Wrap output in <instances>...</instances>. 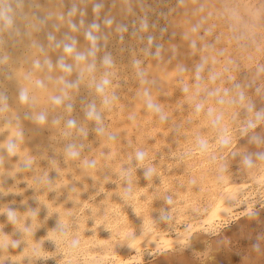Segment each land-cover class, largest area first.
Segmentation results:
<instances>
[{"label":"rangeland","instance_id":"1","mask_svg":"<svg viewBox=\"0 0 264 264\" xmlns=\"http://www.w3.org/2000/svg\"><path fill=\"white\" fill-rule=\"evenodd\" d=\"M202 1L204 2V6L202 11H199V4L197 0H156V2L155 0H90L91 5H99V11L95 12V10L93 9L86 15V17L90 16V19L94 20V22L96 21L100 25V27H105V31L96 30L98 34H93L91 36V41L93 40L94 42L99 33L101 34L102 32H105L104 34H106V32L110 30L109 25L114 26L116 30L115 34L111 33L112 36L110 35L108 38L110 43H108L109 41H107V43L105 44L102 43V46H100L101 48H96V50L100 49L101 52L103 48H106L108 57L107 63H105V65H108V70L104 73H100V71H103L104 67H106L101 66L98 68V71H96V65L98 66L99 64L97 62L98 60L92 61L91 59V62H94L91 70H95L93 72H97V75H100H98L97 77L95 73H92L89 80L96 78V81L93 79L94 82L93 80L92 82L88 81V79H84L83 81L79 80L80 83L77 82L78 86L81 85V82L82 84L86 83L85 85H88L81 86L82 88L83 86L85 88H83L84 91L81 92L83 97H81L82 95L80 94L78 96L80 98H77V94H79L80 92L77 91V93L75 91L76 95L74 94V96L77 99L72 100V98H70L72 102L74 101L73 103H70L69 96H65V101L67 102L68 100V102L66 106L67 108L65 106L64 107L68 109V111L70 110L68 115H70L71 113L74 114H71V117L69 116L70 118L67 114V117H65V114H60L58 116V123L60 125L57 124V128L59 129L58 135L65 133V135L67 136V133L69 134V132L71 134L68 135L69 137H65L67 138L66 141L64 140L60 145L66 142L65 144L67 146H69V144L71 146V144H73V142H71V137H75L77 135L86 136L87 140L89 141H87L83 136L81 137V140L83 141H80L79 136V142H75L74 145L70 147L71 150H68V153L76 154L78 152L76 154L78 155V157H81V155H85L84 158L86 159V162L84 163V165H81L82 161L80 160V158L79 160H77V156L72 155L74 162L76 160L75 168L73 169V171H69L68 176H66L64 172L66 171L68 166L65 167V165L68 163L64 164L65 161H62V157L63 159H65L63 155H60L61 160L59 156H56V152H54L53 154L54 159L51 155H35L33 157H35V159L38 157L36 160H38L39 162L40 159L39 163H42L41 161L47 157L45 161L48 159L46 162L50 163L45 164H47V168L49 165L48 169H50L51 172L50 170L44 168V170H48L45 176L42 173L35 176L34 174L30 173L32 171H29L30 164H26L25 166L27 167L25 169V177L27 179H25L24 177V179L22 180L24 182H21V184L18 183L21 185H18L20 189L18 188L15 193L12 192L10 194H7L3 190H0V195L3 192V196H0L1 202H5L4 204L0 203V205H3V210L1 208L2 206L0 207V223H3L0 224V229H2L3 227L2 230L5 231L3 232L7 233L6 235L9 238L12 237V239L10 238L11 240L9 239L8 241H2V239L0 238V244L4 245L3 243H5L6 245H9L12 242L13 244H11L10 247L14 245L13 247L17 248L18 246L17 249L20 252L19 254H14L15 256L13 255V257L12 255H8L10 254V251H8V254L6 255H0L1 264L2 262L3 264H26L25 262L29 264L32 260L31 257L35 256V251L38 249L33 243H30V238L28 239V237L26 236L27 234H29L30 230H28L27 227L31 228V230L33 229L32 231L34 233L35 225H33V227L31 225L36 224L37 219L40 218H35L37 217L36 214L40 215V213L45 212L46 209H48L46 212H53L54 210L57 211L56 208L59 206L61 208L64 203L65 204L62 208H66L67 211H69L67 214L68 219L72 216H74V219L75 216H80L81 218H83V222H86L85 224L88 223V225H90L86 226L83 222L80 224H76L75 227H77H74L75 231L73 230V228L72 230L74 232L70 230V232L72 231L71 234H74V236L70 234L72 238L66 237L64 235L66 240L71 242L73 246L83 245L85 247V249L83 248V250L77 249L76 253H79L80 251V253H87L86 251L90 250L88 253H92L94 251L93 253H100L103 255L106 253L107 255L105 256L112 257L114 255L117 256V253L125 254L128 252V256L131 259L128 261H123L122 264H124V262L126 264H257L258 262L260 264H264V205L262 206L264 198L261 204L258 203L256 204V206H254L255 209L252 212L253 214L247 213L234 220H224L214 217L212 218L214 219V223L212 224L213 227L210 226V222H203V227H207V231L205 230V235L203 232V228L199 229V231L195 233L198 235L200 234L201 237H207L204 243L205 246L203 252H197L194 250L195 248L192 247V239L190 238V240L179 239L178 242L169 246L168 248H163V251H160L161 249L159 250V248L143 247V252L147 253V255L144 256H148V258L144 259L143 262L139 261L138 258L132 259L133 256L140 255L137 254L135 250H133V248H131L130 246H128L130 247L129 249H127L128 247L126 248L125 246V248L123 249L124 251L115 250V248L117 247L121 248L123 246L122 244L126 240H128L130 236L132 237L134 235L133 233H135L136 236L139 235V233L135 231L146 229V225L149 224V222H152L151 224L156 223V226L160 224V228L162 227V224H165L163 228H161H165L167 230L165 233H163L165 238L172 239V237H176V233H178V231H180L182 228L188 226L189 223L198 224V222H201L204 218L210 216V206H212L213 202L219 195H221L222 193H226L225 187L228 186L229 181H239L241 183L248 182V185L251 187V184L255 183L256 177L259 178L262 175V168L264 166V0H253L254 2L250 0L251 3L254 4V11L256 9H261L258 10V14H256V17H253L249 14L248 16L246 11L242 10V0ZM129 2H131L132 4L130 5ZM68 5L69 2H67L65 6L67 7ZM172 6L175 7L172 8ZM224 7H226V9L222 10V8ZM103 8L105 10H103ZM160 24L163 26H161ZM227 27L229 29H227ZM118 44L122 46V54L116 53ZM95 47L96 46H94L93 49ZM188 50L190 52H188ZM185 51H187L188 53H186ZM116 54L118 56L120 54V56L118 57ZM112 69L114 71H112ZM117 78H119L121 82ZM105 79L107 84L105 83ZM170 79L171 82H168L170 81ZM86 81H88V83ZM97 81H99L100 84H98ZM131 81L132 83H130ZM116 82L119 84V86ZM119 82L121 83V85ZM75 87H77L76 84ZM87 87L90 89V91ZM138 87H141V89L138 90ZM90 92H92L93 94H91ZM101 94H104L103 97L101 96ZM87 95L89 97H87ZM93 97L95 100L92 99ZM81 98L86 101L80 100ZM144 98H147V101ZM143 99L146 103L143 102ZM133 100L134 102H138L140 106L138 103H136L138 104L137 106L133 102ZM81 102H85V105H87V107L90 106V104L95 103L93 105L94 108L91 107V105L87 108L88 110L85 109L84 113L82 112L80 114V111H78V109L80 108V106L82 109L83 104ZM149 105L153 106L149 107ZM68 106L71 109L68 108ZM135 106L140 108L138 109L141 110V115L140 111L136 109L137 107L135 108ZM130 107H132L133 110ZM135 110L137 111V113ZM75 111L78 112V114ZM75 114H77V117L75 116ZM78 115L84 116L83 118L85 120H83L82 117V119H79ZM87 115L89 116L87 117ZM130 115L133 117H131ZM63 117L66 119H63ZM75 117L77 121L76 119H74ZM71 119H74V121H72ZM81 120L87 122V124L86 122H84V127L86 128L82 126L83 122H81ZM65 122H67L68 126ZM74 122L75 125H73ZM95 122L97 123V125L93 126L94 124H96ZM78 124L79 127L81 126L80 129L84 128L86 131V129L88 128V131L85 132L83 129L82 131H80L82 132L81 134L78 131L80 129H78V127L76 128ZM98 126L100 129L97 130ZM95 127L97 131L94 130ZM67 128L68 130H72L66 132L68 131ZM76 129L78 133L76 132ZM71 132L74 133V136H72L73 134ZM42 133L44 138L42 137L43 139H41L44 140L45 144H49L50 140H47L46 138L49 136L50 130H47V128H45V131L43 129ZM103 134L106 136L104 137ZM93 139L95 141L93 143H90L93 141ZM80 142L82 143V145ZM51 143H53V140H51ZM49 146L51 147L52 145L49 144L47 149L43 148L44 151L48 150ZM107 149H110V153L105 151ZM138 152L144 153V160H140L138 158ZM100 153L102 154V156ZM109 155L114 156V160L113 157ZM115 155L117 157H115ZM101 157H103V161L102 159H99ZM55 158L56 160L59 159L60 161H55ZM97 158L99 161L97 160ZM116 159L118 160L116 161ZM112 161L115 162L116 165H114ZM98 162L106 163L101 164ZM99 164H101V166H98ZM50 166L53 169L50 168ZM76 166H79V169ZM94 166L95 168H93ZM106 166H109V169ZM60 167H62L61 171ZM63 167H65L66 169L63 170ZM100 169H103L106 173ZM149 169H151L150 174ZM82 170L85 171L83 172ZM73 172H76L78 174ZM80 172L83 173L82 176H80ZM118 172L120 173V175ZM71 174H73V176ZM97 174L98 176H100H96ZM116 174L119 176H115ZM41 175L43 178L41 179V177H39L40 185L37 186L34 183L36 182V184H39L37 183L39 181L38 176ZM75 175H77V177ZM53 176L55 177L53 178ZM29 177H36L37 181L35 180L36 178H31L29 180ZM66 182L67 184H69L67 185ZM117 182H119V188L116 185ZM71 185L73 187H71ZM74 185L77 187L74 188ZM22 197V201L18 199ZM24 197H26V200ZM15 200H18L19 202L17 201L16 203ZM51 201L53 202L51 203ZM26 202L28 204L24 205ZM50 204H52V207L50 206ZM85 204H87V208H85V212L87 211L86 214L82 209L83 207L80 208ZM25 208L26 211H24ZM242 209H244L243 206L238 208L236 211L240 212L242 211ZM11 212H15V214H12ZM18 212L22 216H27H23L25 217V221H23L24 219L21 215H18ZM33 212L34 215H30V213ZM9 213L12 214L13 219H11L12 217L9 216ZM7 215L10 218H8ZM16 216L18 217V219H16ZM28 216L30 218H32L33 216L34 218H32L31 220ZM67 217L65 216V218ZM115 217L117 219H115ZM7 218L10 221H8ZM14 218L16 219V221H14ZM20 219L22 220V223L17 222L18 220L20 221ZM189 219H191V222L189 221ZM11 220L12 223L13 221L15 222L12 224L13 226L11 224H8V222L11 223ZM29 221H31L32 223H29ZM90 221L91 223H89ZM25 223L26 226L24 225ZM7 224L11 225L14 229L9 226L11 227L9 228V231L8 228H6L8 227ZM15 224L18 229L22 230V232H18L19 230L16 226H14ZM27 224L31 225L27 226ZM71 224L68 225L71 226ZM20 226H22L23 228ZM52 228L54 229L55 227ZM12 231H15L17 233ZM1 232L2 231L0 230V233ZM11 232L13 234H10ZM47 232H49L48 229L46 231H43V234L40 232V236L41 238L43 237V240ZM84 232L87 233L86 236ZM18 233H20L18 236L14 235ZM122 234L124 236H122ZM17 237L23 238L21 240V238ZM97 237L102 238L100 240L103 241L100 243V240L98 239V241ZM26 238L28 240H26ZM55 238L56 237H54V239ZM86 239L90 241V244L94 245H90L89 241L87 242ZM95 239L96 241H98L96 245L94 243ZM19 240L24 241L20 242ZM117 240L119 242L121 241V244ZM9 241L11 242L6 243ZM15 241L17 243L20 242V244L16 246ZM26 241L29 242V244L26 243ZM55 241L60 244V239L58 237ZM83 241L85 244H82ZM116 242L120 244H118L119 246H122H117ZM22 243L23 245H21ZM87 243L90 246L87 245ZM109 243L111 244V246H109ZM97 244L100 248H97ZM259 244L263 248L259 246ZM101 246H104L106 248L103 247V250ZM56 247V253L55 249L53 248L54 253L52 251L53 255L51 256H58L61 254L63 255L64 253L66 256L67 248L65 250L60 245ZM110 247L113 249H111ZM258 247H261V252L257 251ZM76 248L73 250L74 252ZM19 249H21V251ZM22 249H24V251ZM101 249L102 251H100ZM27 250H30L31 253L30 251L28 253ZM257 253H259V255ZM20 255L24 257L22 259V256L18 258V256ZM98 255L99 254H96V256ZM25 256L28 260L25 258ZM23 259H25V262L23 261ZM109 259L106 260V264H115L114 258L109 257ZM2 260H4L5 263ZM109 261L112 263H110Z\"/></svg>","mask_w":264,"mask_h":264},{"label":"bare ground","instance_id":"2","mask_svg":"<svg viewBox=\"0 0 264 264\" xmlns=\"http://www.w3.org/2000/svg\"><path fill=\"white\" fill-rule=\"evenodd\" d=\"M118 1V0H117ZM128 1V0H127ZM130 1V0H129ZM133 1V0H132ZM175 1V0H174ZM198 4H199V11H202L203 9V1L202 0H197ZM210 1V0H209ZM253 1V0H251ZM250 0H242V4H243V9L245 10L247 15H251L253 17H256L258 14V10L261 9H255L254 4L251 3ZM69 2V5L66 7V3ZM156 2V0H155ZM172 2V1H171ZM225 2V1H224ZM237 2V1H236ZM254 2V1H253ZM109 3V2H108ZM130 5L132 4L131 2H129ZM137 3V2H136ZM163 3V2H162ZM174 3V2H173ZM241 3V2H239ZM223 4V3H222ZM186 5V4H185ZM91 5L90 0H0V190H3L4 192H6L7 194L10 193H15L17 191V189L19 188L18 185L21 184V182L24 179V177L26 176V172L25 169L27 166H25L26 164H30V170L32 171L30 173L34 174L35 176L39 175V174H43L45 176L46 172L50 169L49 165L47 168V163L45 159L42 160V163L39 162L38 160L35 159V155H41V156H48L51 155L53 156L54 152H56V156L60 158V155L64 156L65 159H63L62 157V161H65V163H68L65 165L68 166L67 169L65 167H63L65 170L66 169V173L64 172V174H66V176H68L69 171H73V169L75 168V162L72 156V153H68V150L70 149V147L72 145H74V143L77 141H83L81 140V137H85V139L87 140L85 135L80 136H75V137H71V142H73V144H69V146H67L65 143H63L62 145L61 142H63L64 140L66 141L67 137L70 134V130H67L66 132H69V134L67 133V136L64 134L58 135V128H57V124L58 123V116L61 114H69L68 109H66L67 107V102L65 101V96H69V99L72 98V100H75L80 94L82 95L81 92H83V88L81 87V85H77V82H79V80L83 81L84 79H88V81H91L96 78H93L92 80H89V78H91L92 73H95L96 76L97 72H93L95 70H91L92 69V65H94L95 60H98L97 62L99 63L98 66L96 65V71H98V68L101 66H106L105 63H107V51L106 48L102 49V52L100 49H97L98 47L102 46V43L105 44L107 43L109 36L111 35V33L115 34L116 30L115 27L112 25L110 26V30L108 32H106V34H104L105 32H102L101 34L99 33V35H97V37L95 38L94 42L93 40L91 41V36L93 34H98V32L96 30H101V31H105V27H100V25L96 22H94V20L90 19V16L86 17V15L88 13H90L93 9L95 10V12L99 11V5L95 4ZM147 6V5H146ZM150 6V5H149ZM148 6V7H149ZM226 6V5H225ZM175 7V6H174ZM172 6V8H174ZM222 7V6H221ZM227 7V6H226ZM226 7L222 8L226 9ZM242 7V6H241ZM240 7V8H241ZM162 8V6H161ZM219 8V7H218ZM103 10H105L103 8ZM132 10V8H131ZM146 10V9H145ZM221 10V8H220ZM219 10V11H220ZM125 11V10H124ZM196 11V10H194ZM204 11V10H203ZM214 11V10H213ZM230 11V10H229ZM228 12V11H227ZM238 12V11H237ZM260 12V11H259ZM136 13V12H135ZM146 13V12H145ZM212 13V12H211ZM239 13V12H238ZM128 14V13H127ZM148 14V13H147ZM206 14V13H205ZM208 14V13H207ZM110 15V14H109ZM178 15V14H177ZM215 15V14H213ZM212 15V16H213ZM231 15V14H230ZM248 15V16H249ZM123 16V15H122ZM138 16V15H137ZM140 16V15H139ZM149 16V15H148ZM223 16V15H222ZM226 16V15H225ZM228 16V15H227ZM250 16V17H251ZM93 17V16H91ZM119 17V16H118ZM152 17V16H151ZM157 17V14H156ZM239 17V16H238ZM110 18V16H109ZM132 18V17H131ZM130 18V19H131ZM186 18V17H185ZM228 18V17H227ZM232 18V16H231ZM95 19V16H94ZM102 19V18H101ZM104 19V18H103ZM138 19V18H137ZM212 19V18H211ZM221 19V18H220ZM242 19V18H240ZM142 20V19H141ZM169 20V19H167ZM248 20V19H246ZM260 20V19H259ZM151 21V20H150ZM243 21V20H242ZM256 21V20H255ZM124 22V21H123ZM145 22V21H144ZM162 22V21H161ZM165 22V21H164ZM214 23V22H212ZM257 23V22H255ZM141 24V23H140ZM195 24V23H194ZM244 24V23H243ZM161 25V24H160ZM164 25V23H163ZM161 25V26H163ZM203 25V24H202ZM212 25V24H211ZM231 26V25H230ZM254 26V25H253ZM256 26V25H255ZM156 27V26H155ZM204 27V26H203ZM154 28V27H153ZM170 28V27H169ZM173 28V27H172ZM175 28V27H174ZM224 28V27H223ZM238 28V27H237ZM130 29V28H129ZM189 29V28H187ZM227 29H229L227 27ZM236 29V28H235ZM247 29V28H246ZM118 30V29H117ZM120 30V29H119ZM162 30V29H161ZM171 30V29H170ZM174 30V29H173ZM215 30V29H214ZM241 30V28H240ZM129 31V30H128ZM151 31V30H150ZM167 31V30H166ZM212 31V30H211ZM230 31V30H229ZM123 32V31H122ZM130 32V31H129ZM161 32V31H160ZM209 32V31H208ZM235 32V31H234ZM196 33V32H195ZM223 33V32H222ZM225 33V32H224ZM145 34V33H144ZM205 34V33H204ZM203 34V37H204ZM210 34V33H209ZM213 34V33H212ZM215 34V33H214ZM220 34V33H219ZM230 34V33H229ZM123 35V34H122ZM112 36V35H111ZM208 36V35H207ZM232 36V35H231ZM114 37V36H113ZM116 37V35H115ZM166 37V36H165ZM212 37V35H211ZM164 38V37H163ZM173 38V37H172ZM196 38V37H195ZM198 38V37H197ZM207 38V37H206ZM224 38V37H223ZM220 38V39H223ZM257 38V37H256ZM111 39V38H110ZM131 39V38H130ZM193 39V38H192ZM199 39V38H198ZM204 39V38H202ZM215 39V38H214ZM233 39V38H232ZM231 39V40H232ZM138 40V39H137ZM218 40V39H217ZM236 40V39H235ZM115 41V40H114ZM118 41V40H117ZM196 41V40H195ZM204 41V40H203ZM230 41V40H229ZM112 42V41H111ZM200 42V41H199ZM216 42V41H215ZM110 43V41L108 42ZM116 43V42H115ZM122 43V42H121ZM120 43V44H121ZM152 43V42H151ZM202 43V42H201ZM206 43V42H205ZM160 44V43H159ZM219 44V43H217ZM224 44V43H223ZM243 44V43H242ZM110 45V44H109ZM117 45V44H116ZM232 45V44H231ZM96 46L94 49L93 47ZM108 46V44H107ZM127 46V45H126ZM227 46V45H226ZM233 46V45H232ZM241 46V45H240ZM115 47V46H114ZM121 45L118 44L117 49H116V53H121ZM196 47V46H195ZM218 47V46H217ZM224 47V46H222ZM101 48V47H100ZM127 48V47H126ZM144 48V47H143ZM142 48V49H143ZM176 48V47H175ZM194 48V47H193ZM203 48V47H202ZM212 48V47H211ZM141 49V50H142ZM195 49V48H194ZM224 49V48H223ZM236 49V48H235ZM239 49V48H238ZM241 50V49H240ZM112 51V50H111ZM227 51V50H226ZM238 51V50H237ZM114 52V51H113ZM124 52V51H123ZM150 52V51H149ZM186 53L190 52L188 50L185 51ZM184 52V53H185ZM196 52V50H195ZM236 52V51H235ZM138 53V52H137ZM173 53V52H172ZM249 53V52H248ZM115 54V53H114ZM116 54V55H117ZM122 54V53H121ZM139 54V53H138ZM242 54V53H241ZM112 55V53H111ZM207 55V54H206ZM218 55V54H217ZM118 56V55H117ZM120 56V54H119ZM118 56V57H119ZM204 56V55H203ZM223 56V55H222ZM232 56V54H231ZM239 56V55H238ZM110 57V56H109ZM123 57V56H122ZM150 57V56H149ZM148 57V58H149ZM196 57V56H195ZM225 57V56H224ZM217 58V57H216ZM237 58V57H236ZM112 59V58H111ZM137 59V58H136ZM205 59V58H204ZM213 59V58H212ZM190 60V59H188ZM217 60V59H216ZM219 60V58H218ZM231 60V59H230ZM110 61V60H108ZM241 61V60H240ZM197 62V61H196ZM202 62V61H201ZM223 62V61H222ZM230 62V61H229ZM131 63V62H130ZM170 63V62H169ZM199 63V62H198ZM220 63V62H219ZM97 64V63H96ZM236 64V63H235ZM111 65V64H110ZM191 65V64H190ZM226 65V63H225ZM108 66V65H107ZM107 66L104 67L103 71H100V73H104L105 71H107ZM197 66V65H196ZM213 66V65H212ZM95 67V66H94ZM124 67V66H123ZM208 67V66H206ZM117 68V67H116ZM139 68V67H138ZM118 69V68H117ZM189 69V68H188ZM214 69V68H213ZM212 69V70H213ZM112 71H114L112 69ZM187 71V70H186ZM184 71V72H186ZM189 71V70H188ZM259 71V70H258ZM133 72V71H132ZM137 72V71H136ZM142 72V71H141ZM183 72V71H182ZM263 72V71H262ZM175 73V72H174ZM212 73V72H211ZM90 74V75H88ZM94 74V75H95ZM122 74V73H121ZM134 74V73H133ZM173 74V72H172ZM171 74V75H172ZM88 75V76H87ZM105 75V74H104ZM115 75V74H114ZM136 75V74H135ZM134 75V76H135ZM162 75V74H159ZM202 75V74H201ZM107 76V75H106ZM198 76V75H197ZM209 76V75H207ZM94 77V76H93ZM113 77V76H112ZM121 77V76H118ZM132 77V76H131ZM130 77V78H131ZM192 77V76H191ZM158 78V77H156ZM194 78V77H193ZM198 78V77H197ZM207 78V77H206ZM215 78V77H214ZM119 79V78H117ZM136 79V78H135ZM190 79V78H189ZM188 79V80H189ZM234 79V78H233ZM93 80V82H94ZM129 80V79H128ZM187 80V81H188ZM207 80V79H206ZM213 80V79H212ZM88 81H86L88 83ZM96 81V80H95ZM106 81V79H105ZM117 81V80H116ZM119 81L121 82V80L119 79ZM137 81V80H135ZM115 82V81H114ZM119 82V83H120ZM134 82V81H133ZM171 82V79L170 81ZM182 82V81H181ZM186 82V81H185ZM208 82V81H207ZM80 83V82H79ZM98 84L99 81H97ZM117 83V82H116ZM132 83V81L130 82ZM217 83V82H216ZM223 83V82H222ZM75 84L77 87H75ZM105 84V83H104ZM103 84V85H104ZM107 84V83H106ZM105 84V85H106ZM129 84V83H128ZM135 84V83H134ZM138 84V83H137ZM177 84V83H176ZM191 84V83H190ZM117 85L119 86V84L117 83ZM121 85V83H120ZM123 85V84H122ZM125 85V83H124ZM222 85V84H221ZM220 85V86H221ZM88 86V85H85ZM177 86V85H176ZM182 86V85H181ZM184 86V85H183ZM190 86V85H189ZM207 86V85H206ZM212 86V84H211ZM90 87V86H89ZM122 87V86H120ZM118 87V88H120ZM187 87V85H186ZM202 87V86H201ZM210 87V86H209ZM208 87V88H209ZM216 87V86H215ZM88 88V87H87ZM86 88V89H87ZM159 88V87H158ZM163 88V87H162ZM168 88V87H167ZM85 89V88H84ZM89 89V88H88ZM101 89V88H100ZM99 89V90H100ZM117 89V88H116ZM126 89V88H124ZM136 89V88H135ZM141 89V87H138V90ZM174 89V88H173ZM97 90V91H99ZM175 90V89H174ZM200 90V89H199ZM214 90V89H213ZM216 90V89H215ZM80 92L79 94H77V98H75L74 94L76 92ZM90 91V89H89ZM77 92V93H78ZM93 92V91H92ZM92 92H90L91 94H93ZM95 92V91H94ZM137 92V91H135ZM176 92V91H175ZM215 92V91H214ZM87 93V92H85ZM89 93V92H88ZM113 93V92H112ZM139 93V92H138ZM137 93V94H138ZM155 93V92H154ZM178 93V92H177ZM200 93V92H199ZM84 94V93H83ZM213 94V93H211ZM76 95V94H75ZM86 95V94H85ZM104 95V94H103ZM103 95L101 94V96L103 97ZM124 95V94H123ZM201 95V94H200ZM137 96V95H136ZM173 96V95H172ZM203 96V94H202ZM215 96V95H214ZM83 97V95L81 96ZM86 97V96H85ZM84 97V98H85ZM87 97H89L87 95ZM119 97V95H118ZM188 97V96H187ZM196 97V96H194ZM137 98V97H136ZM179 98V97H178ZM213 98V97H212ZM94 99V97L92 98ZM97 99V98H96ZM145 99V98H144ZM143 99V102H144ZM217 99V98H216ZM72 100L70 99L69 102L71 103ZM80 100H83L82 98ZM95 100V99H94ZM99 100V99H98ZM147 101V98L145 99ZM164 100V99H162ZM168 100V99H167ZM171 100V99H170ZM86 101V100H83ZM142 101V100H141ZM140 101V102H141ZM74 102V101H73ZM72 102V103H73ZM80 102V101H79ZM95 102V101H94ZM134 102V100H133ZM158 102V101H157ZM174 102V101H173ZM251 102V101H250ZM83 104L82 109L81 106L78 109V111H80V114L83 112L84 110L87 109L88 107H93L94 108V104H90V106L87 107V105H85L86 103L81 102ZM88 103V102H87ZM135 104L138 102H134ZM146 103V102H144ZM196 103V102H195ZM198 103V102H197ZM202 103V102H201ZM79 104V103H78ZM139 104V103H138ZM138 104H136L138 106ZM179 104V103H178ZM207 104V103H206ZM210 104V103H209ZM69 105V104H68ZM128 105V103H127ZM131 105V104H130ZM129 105V106H130ZM133 105V104H132ZM145 105V104H144ZM190 105V104H189ZM211 105V104H210ZM66 108H65V107ZM77 106V105H76ZM135 106V108L137 107ZM140 106V104H139ZM153 106V105H152ZM160 106V105H159ZM202 106V105H201ZM71 107V105H70ZM68 106V108H70ZM97 107V106H96ZM212 107V106H211ZM258 107V106H257ZM73 108V107H72ZM105 108V107H104ZM120 108V107H119ZM129 108V107H128ZM132 110L133 108L130 107ZM139 107H137L136 109H138ZM158 108V107H157ZM214 108V107H213ZM71 109V108H70ZM130 109V110H131ZM140 109V108H139ZM138 109V110H139ZM163 109V108H162ZM168 109V108H167ZM181 109V108H180ZM189 109V108H188ZM75 110V109H74ZM83 110V111H82ZM88 110V109H87ZM184 110V109H183ZM68 111V112H67ZM136 111V110H135ZM140 111V115H141V110ZM138 111V112H139ZM169 111V110H168ZM181 111V110H180ZM76 112V111H75ZM87 112V111H86ZM100 112V110H99ZM133 112V111H132ZM147 112V111H146ZM187 112V111H186ZM195 112V111H194ZM59 113V114H58ZM78 114V112H76ZM137 113V111H136ZM157 113V112H156ZM204 113V112H203ZM234 113V112H233ZM72 114V113H71ZM70 114V115H71ZM74 114V113H73ZM72 114V115H73ZM77 114H75V116L77 117ZM132 114V113H131ZM139 114V113H138ZM206 114V113H205ZM67 115L65 117H67ZM68 115V117L70 116ZM137 115V114H136ZM135 115V117H136ZM139 115V116H140ZM181 115V114H180ZM214 115V114H213ZM79 116V119L84 116ZM86 116V115H85ZM89 115H87L88 117ZM131 116V115H130ZM144 116V115H143ZM229 116V115H228ZM57 117V118H56ZM71 117V116H70ZM69 117V118H70ZM76 117L74 119H76ZM133 117V116H131ZM138 117V116H137ZM232 117V116H231ZM244 117V116H243ZM62 118V117H61ZM60 118V119H61ZM81 118V119H82ZM90 118V117H89ZM174 118V117H173ZM63 119H66L63 117ZM74 119L72 121H74ZM78 119V120H79ZM120 119V118H119ZM194 119V117H193ZM68 120V119H67ZM83 120H85L83 118ZM87 120V118H86ZM89 120V119H88ZM77 121V119H76ZM106 121V119H105ZM109 121V120H108ZM120 121V120H119ZM152 121V120H151ZM214 121V120H212ZM63 122V120H62ZM80 122V121H79ZM78 122V123H79ZM83 122L81 125L84 127V122L86 121H82ZM94 122V121H93ZM111 122V121H110ZM157 122V121H156ZM197 122V121H196ZM67 125V122H65ZM64 123V124H65ZM71 123V122H70ZM89 123V122H88ZM96 123V122H95ZM116 123V122H115ZM151 123V122H150ZM198 123V122H197ZM212 123V122H211ZM62 124V123H61ZM87 124V122H86ZM94 124V123H91ZM149 124V123H148ZM60 125V124H59ZM70 125V124H69ZM75 125V122L74 124ZM77 125V123H76ZM97 125L94 124L93 126ZM144 125V124H143ZM199 125V124H198ZM65 126V125H63ZM68 126V125H67ZM66 126V127H67ZM89 126V125H86ZM109 126V125H108ZM117 126V125H116ZM189 126V125H188ZM228 126V125H227ZM62 127V126H61ZM65 127V128H66ZM70 127V126H69ZM75 127V126H74ZM78 127V129H80L79 124L78 126H76V128ZM218 127V126H217ZM223 127V125H222ZM241 127V126H240ZM45 128H47V130H50L49 136H45L47 137V141L49 142L50 145H52L51 147L49 146L48 150L47 149L49 144H45L44 140H42L43 137V129L45 131ZM72 128V125H71ZM86 128V127H84ZM83 128V129H84ZM90 128V127H89ZM92 128V127H91ZM150 128V127H149ZM215 128V127H214ZM225 128V126H224ZM62 129V128H61ZM60 129V130H61ZM64 129V127H63ZM83 129L78 130L79 132L82 131ZM100 129L99 126L97 127V130ZM96 130V127L95 129ZM96 130V131H97ZM162 130V129H161ZM65 131V130H64ZM85 131V129H84ZM86 131H88V128L86 129ZM85 131V132H86ZM226 131V130H225ZM60 132V131H59ZM74 132V131H73ZM71 132L74 136V133ZM77 132V129H76ZM84 132V133H85ZM235 132V131H234ZM78 133V132H77ZM76 133V134H77ZM82 134V132H80ZM79 133V134H80ZM83 133V134H84ZM134 133V132H133ZM45 134V133H44ZM156 134V133H155ZM182 134V133H181ZM58 135V136H57ZM65 135V136H64ZM71 135V134H70ZM104 135V134H103ZM106 135H104L105 137ZM129 136V135H128ZM161 136V135H160ZM43 137V138H42ZM60 137V138H59ZM69 137V136H68ZM108 137V136H107ZM42 138V139H41ZM59 138V139H58ZM97 138V137H96ZM186 138V137H185ZM256 138V137H255ZM79 139V140H78ZM51 140H53V143H51ZM89 141V140H87ZM95 140L93 139L92 142L93 143ZM109 141V139H108ZM46 142V143H47ZM123 142V141H122ZM81 143V142H80ZM112 143V142H111ZM235 143V142H234ZM238 143V142H237ZM84 144V143H83ZM108 144V143H105ZM124 144V143H123ZM82 145V143H81ZM130 145V144H129ZM250 145V143H249ZM247 145V146H249ZM61 146V147H60ZM89 146V145H88ZM242 146V144H241ZM246 146V145H245ZM75 147V146H74ZM80 147V145H79ZM78 147V148H79ZM77 148V149H78ZM88 148V147H87ZM109 148V147H108ZM112 148V147H111ZM73 149V148H72ZM82 149V148H81ZM80 149V150H81ZM238 149V148H237ZM59 152H58V151ZM63 150V153H62ZM71 150V149H70ZM110 150V149H109ZM109 150H105L106 152H109ZM157 150V149H156ZM236 150V149H235ZM75 151V149H74ZM99 151V150H98ZM154 151V150H153ZM190 151V150H189ZM238 151V150H237ZM67 152V153H66ZM77 152V151H76ZM113 152V151H112ZM131 152V151H130ZM166 152V151H165ZM232 152V151H231ZM44 153V154H42ZM62 153V154H60ZM78 153V152H77ZM76 153V154H77ZM84 153V152H83ZM90 153V152H89ZM98 153V152H97ZM96 153V154H97ZM105 153V152H104ZM110 153V152H109ZM82 154V153H81ZM95 154V155H96ZM101 154V153H100ZM99 154V155H100ZM108 154V153H107ZM106 154V155H107ZM112 154V153H111ZM40 156V157H41ZM55 156V157H56ZM77 156V157H76ZM76 159L82 161L81 165H84V163L86 162V159L84 158V156L81 155V157H78V155H76ZM102 156V154H101ZM105 156V155H104ZM108 156V155H107ZM111 156V155H109ZM154 156V154H153ZM56 157V158H57ZM97 157V156H95ZM113 157L114 160V156ZM115 157H117L115 155ZM120 157V156H118ZM186 157V156H185ZM236 157V156H235ZM54 159V156L52 157ZM55 161H60L56 160ZM103 157L99 158L102 159ZM106 158V157H105ZM123 158V156H122ZM133 158V157H132ZM170 158V157H169ZM107 159V158H106ZM243 159V158H242ZM241 159V160H242ZM36 160V161H35ZM51 160V159H50ZM98 160V158H97ZM108 160V159H107ZM106 160V161H107ZM110 160V159H109ZM118 159H116L117 161ZM144 160V159H143ZM180 160V159H179ZM30 161V162H29ZM54 161V160H53ZM96 161V160H95ZM99 161V160H98ZM101 161V160H100ZM103 161V159H102ZM110 162V161H109ZM113 162V161H112ZM245 162V161H243ZM47 163V164H45ZM54 163V162H52ZM51 163V164H52ZM57 163V162H55ZM81 163V162H80ZM101 164H104L102 162H98ZM111 163V162H110ZM109 163V164H110ZM59 164V163H57ZM61 164V163H60ZM63 164V163H62ZM101 164H99L98 166H101ZM108 164V165H109ZM114 165L115 162H113ZM129 164V163H128ZM241 164V163H240ZM32 165V166H31ZM46 165V167H45ZM112 165V164H111ZM62 166V165H59ZM64 166V165H63ZM80 166V165H79ZM79 166H76L79 169ZM90 166V165H89ZM29 167V166H28ZM97 167V165H96ZM105 167V165H104ZM107 168L109 166H106ZM112 167V166H110ZM245 167V166H244ZM44 168L48 169V170H44ZM50 168H52L50 166ZM62 167H60V171ZM76 168V169H77ZM95 168V166L93 167ZM53 169V168H52ZM99 169V168H98ZM109 169V168H108ZM107 169V170H108ZM114 169V168H113ZM112 169V170H113ZM116 169V168H115ZM57 170V169H56ZM103 170V169H100ZM99 170V171H100ZM106 170V171H107ZM27 171V170H26ZM35 171V172H34ZM55 171V170H53ZM83 171V170H82ZM81 171V172H82ZM85 171V170H84ZM83 171V172H84ZM104 171V170H103ZM109 171V170H108ZM114 171V170H113ZM51 172V170H50ZM58 172V171H57ZM77 172V171H76ZM73 172V173H76ZM80 172V173H81ZM94 172V171H93ZM97 172V171H96ZM105 172V171H104ZM116 172V170H115ZM114 172V174H115ZM132 172V171H131ZM54 173V172H52ZM52 173H47V174H52ZM106 173V172H105ZM119 173V172H118ZM117 173V174H118ZM63 174V173H62ZM78 174V173H76ZM83 173H81L80 176H82ZM100 174V173H99ZM113 174V175H114ZM115 175V176H119V175ZM29 175V174H28ZM31 175V174H30ZM54 175V174H53ZM61 175V174H58ZM70 175V174H69ZM73 176V174H71ZM109 175V174H108ZM123 175V174H122ZM155 175V174H154ZM52 176V175H51ZM50 176V177H51ZM64 176V175H62ZM77 177V175H75ZM74 176V177H75ZM98 176V174L96 175ZM100 176V175H99ZM98 176V177H99ZM255 176V175H254ZM39 177H41V179L43 178L42 175L38 176V180ZM55 176H53L54 178ZM73 177V178H74ZM111 177V175H110ZM114 177V176H113ZM112 177V178H113ZM148 177V176H147ZM31 178H36V177H29V180ZM80 178V177H79ZM101 178V177H100ZM99 178V179H100ZM116 178V177H115ZM114 178V179H115ZM119 178V177H118ZM121 178V177H120ZM125 178V177H124ZM25 179H27L25 177ZM34 179H33V183H34ZM67 179V178H66ZM69 179V178H68ZM78 179V178H77ZM169 179V178H168ZM37 181V178L35 179ZM80 180V179H79ZM98 180V179H97ZM42 181V180H41ZM60 181V180H59ZM87 181V180H86ZM40 180L37 182L39 183ZM57 182V181H56ZM62 182V181H61ZM74 182V181H73ZM76 182V181H75ZM239 181H229L228 182V186L225 187L226 193H222L221 195H219L215 201L213 202L212 206H210V210L209 212H211L210 216L204 218L201 222L197 223H189L188 226L182 228L180 231H178L177 236L176 237H172V239L170 238H165V236L163 235V233H165L167 230L161 229L160 228V224L159 225H155V224H151L149 221V224L146 225V229H142L139 231H135L138 232L139 235H135V233H133L134 235L126 240L124 242L123 240V248L121 246H119L121 243V241L118 242L120 243H115L117 246L121 247V248H115L116 251H124L123 249L130 246L131 248H133V250H135V252L137 254H139L140 256H133V258H138L139 261H142L144 259H147L148 256H144L147 255V253H144L143 251V247L146 248H159L160 251H163V248H168L169 246L175 244L176 242L179 241V239H192L191 243H192V247L195 248L194 250L197 252H203L204 251V243L206 241V236H200V234H195L196 232L199 231V229L203 228L204 229V235H205V230L207 229V227H203V222H210V226H212V224L214 223V217L218 218V219H238L239 217L243 216L244 214L247 213H252L253 210L255 209L254 206H256V204L258 203H262L263 202V198H264V166L262 168V175L255 179V183L251 184V187L248 185L247 183H241ZM20 183V184H18ZM32 183V181H31ZM72 183V182H71ZM35 185H40L36 184V182L34 183ZM61 184V183H60ZM67 184V182H66ZM69 184V183H68ZM67 184V185H68ZM87 184V183H86ZM62 185V184H61ZM116 185L119 188V182L116 183ZM115 185V186H116ZM21 186V185H20ZM34 186V185H33ZM35 186V187H37ZM53 186V185H52ZM70 186V185H69ZM68 186V187H69ZM100 186V185H99ZM110 186V185H109ZM113 186V187H115ZM121 186V185H120ZM28 187V186H27ZM41 187V186H39ZM71 187H73L71 185ZM77 187L74 185V188ZM96 187V186H95ZM111 187H112V183H111ZM110 187V188H111ZM67 188V187H66ZM83 188V187H82ZM135 188V187H134ZM20 189V188H19ZM79 189V188H77ZM115 189V188H113ZM137 189V188H136ZM153 189V188H152ZM67 190V189H66ZM83 190V189H82ZM93 191V190H92ZM102 191V190H101ZM114 191V190H113ZM161 192V191H160ZM58 193V192H57ZM3 194V192H2ZM1 194V195H2ZM17 194V193H16ZM39 194V193H38ZM41 194V193H40ZM0 195V196H1ZM37 195V194H36ZM105 195V194H104ZM165 195V194H164ZM178 195V194H177ZM3 196V195H2ZM7 196V195H6ZM53 196V195H52ZM59 196V195H58ZM80 196V195H79ZM100 196V195H99ZM34 197V196H33ZM111 197V196H110ZM212 197V196H211ZM10 198V196H9ZM26 200V197H24ZM54 198V197H53ZM181 198V197H180ZM215 198V197H214ZM4 199V198H3ZM13 199V198H12ZM18 199H23L22 198H18ZM33 199V198H32ZM55 199V198H54ZM68 199V198H67ZM102 199V198H101ZM24 200V201H25ZM50 200V199H49ZM162 200V199H161ZM170 200V199H169ZM185 200V199H184ZM16 201V200H15ZM18 201V200H17ZM16 201V203H17ZM22 201V200H21ZM23 201V202H24ZM56 201V200H54ZM114 201V200H113ZM135 201V200H134ZM133 201V202H134ZM212 201V200H211ZM14 202V201H13ZM19 202V201H18ZM53 201H51L52 203ZM70 202V200H69ZM85 202V201H84ZM126 202V201H125ZM189 202V201H188ZM0 203H5V202H1V198H0ZM22 203V202H21ZM40 203V202H39ZM182 203V202H181ZM191 203V202H190ZM212 203V202H211ZM210 203V204H211ZM10 204V203H9ZM14 204V203H13ZM28 204L27 202L24 204L26 205ZM33 204V203H32ZM65 204V203H64ZM63 204V206H64ZM75 204V203H74ZM84 204V203H83ZM104 204V203H103ZM6 205V204H5ZM17 205V204H16ZM49 205V204H48ZM52 204H50L51 206ZM55 205V204H54ZM69 205V204H68ZM73 205V204H72ZM79 205V204H78ZM96 205V204H95ZM180 205V204H179ZM264 205V202L262 203V206ZM2 206V207H1ZM7 206V205H6ZM12 206V205H11ZM31 206V205H30ZM62 206V207H63ZM75 206V205H74ZM241 206L244 207V209H242V211L238 212L236 211L238 208H240ZM0 207L3 210V205H0ZM19 207V205H18ZM21 207V205H20ZM44 207V206H43ZM52 207V206H51ZM60 208L57 207V211L56 210H51L53 212H46L48 209L45 210V212L36 214L39 219H37L36 224H27L31 225L33 227V225H35V232L33 233V229L31 230V228L27 227L29 230V234H27L26 232V236L28 237L30 241V243L34 244L36 246V248L38 250L35 251V256L31 257L32 260L30 261L29 264H106V260L110 258H114L115 264H122L123 261H128L131 258L128 256V252L127 253H117V256H105L107 255L106 253L100 254V253H88L89 251H86L87 253H76L77 249L83 250V248L85 249V247L83 245H72L71 242H69L68 240H66V237H71V233L74 230V227L76 224H80L83 222V218H81L80 216H72L71 218L68 219V212L66 208ZM67 207V206H66ZM83 207V208H82ZM132 207V206H131ZM154 207V206H153ZM14 208V207H13ZM16 208V207H15ZM23 208V206H22ZM27 208V207H26ZM26 208L24 211H26ZM31 208V207H30ZM38 208V207H37ZM69 208V206H68ZM71 208V207H70ZM80 208H82L85 212V208H87V204L82 205ZM179 208V206H178ZM12 209V208H11ZM21 209V208H20ZM76 209V208H75ZM102 209V208H101ZM123 209V208H122ZM22 210V211H23ZM50 210V209H49ZM89 210V209H86ZM5 211V210H4ZM56 211V212H55ZM166 211V210H165ZM1 212V211H0ZM3 212V211H2ZM16 212V211H15ZM15 212H11L12 214ZM28 212V209H27ZM31 212V211H30ZM73 212V210H72ZM90 212V211H89ZM116 212V211H115ZM8 213V212H6ZM4 213V214H6ZM17 213V212H16ZM19 213V212H18ZM45 213V214H44ZM77 213V212H76ZM75 213V214H76ZM83 213V215H84ZM96 213V211H95ZM132 213V212H131ZM2 214V213H1ZM10 214V213H9ZM11 214V217H12ZM24 214V212H23ZM155 214V213H154ZM190 214V213H189ZM253 214V213H252ZM18 215H21L20 213ZM29 215V214H28ZM30 215H34L33 213H30ZM97 215V214H96ZM126 215V214H125ZM172 215V214H171ZM3 216V215H2ZM1 216V217H2ZM14 216V215H13ZM22 216V215H21ZM25 217H27L26 215H23ZM22 216V217H23ZM65 216L67 218H65ZM71 216V215H70ZM255 216V215H254ZM5 217V216H4ZM8 217V215H7ZM17 217V216H16ZM20 217V218H22ZM23 217V219L25 218ZM29 217V216H28ZM98 217V216H97ZM3 218V217H2ZM10 218V217H8ZM7 218V219H8ZM30 218V217H29ZM28 218V220H29ZM32 218H34L32 216ZM32 218H30L32 220ZM162 218V217H161ZM5 219V218H4ZM13 219V217L11 218ZM18 219V217L16 218ZM16 219L14 218V221H16ZM27 219V218H26ZM74 219V221H73ZM87 219V218H86ZM115 219H117L115 217ZM160 219V218H159ZM175 219V218H174ZM27 220V222H28ZM181 220V219H180ZM193 220V219H192ZM258 220V219H257ZM3 221V220H2ZM6 221V220H5ZM8 221H10L8 219ZM13 221V223H15ZM25 221V219L23 220ZM35 221V220H34ZM64 221V222H63ZM85 221V220H84ZM162 221V220H161ZM189 221L191 222V219H189ZM17 222H21L22 220L20 219V221L18 220ZM31 221H29L30 223ZM112 222V221H111ZM115 222V221H114ZM164 222V221H163ZM179 222V221H178ZM194 222V221H193ZM5 223V222H4ZM12 220L11 223L8 222V224H13ZM32 223V222H31ZM63 223V224H62ZM72 223V224H71ZM84 224L86 222H83ZM91 223V221L89 222ZM95 223V222H94ZM3 224V223H0ZM7 224V225H8ZM71 224V226L69 225ZM99 224V223H98ZM109 224V223H108ZM114 224V223H113ZM117 224V223H116ZM207 224V223H206ZM262 224V223H261ZM8 225V230L9 228H11L12 226ZM22 225V224H21ZM26 226V223L24 224ZM68 225V227H67ZM83 225V224H82ZM86 226L88 225L85 224ZM84 225V226H85ZM96 225V224H95ZM100 225V224H99ZM1 226V225H0ZM5 226V225H4ZM11 226V227H9ZM16 226V224L14 225ZM19 226V225H18ZM23 226V225H22ZM20 226V227H22ZM30 226V227H31ZM80 226V225H79ZM90 226V225H88ZM97 226V225H96ZM159 226V227H158ZM17 227V226H16ZM15 227V228H16ZM24 227V226H23ZM22 227V228H23ZM52 227H55L54 229ZM77 227V226H76ZM75 227V228H76ZM103 227V226H102ZM100 227V228H102ZM118 227V226H117ZM168 227V226H165ZM213 227V226H212ZM13 228V227H12ZM25 228V227H24ZM73 228V230H72ZM92 228V227H90ZM3 229V227H2ZM0 229L2 232L4 230ZM14 229V228H13ZM12 229V230H13ZM18 229V227H17ZM48 229L49 232H47V236L45 235L44 240L43 237L41 238L40 236V232L42 233L43 231H46ZM84 229V228H83ZM86 229V228H85ZM89 229V228H87ZM114 229V228H113ZM241 229V228H240ZM239 229V230H240ZM18 232H22V230L18 229ZM70 230H72L70 232ZM92 230V229H90ZM244 230V229H243ZM10 231V230H9ZM32 231V232H31ZM67 231V232H66ZM75 231V230H74ZM73 231V232H74ZM98 231V229H97ZM207 231V230H206ZM0 233V238L2 239V241L6 240L8 241L10 238L12 239V237H8L6 234L7 233ZM7 232V230H6ZM15 232V231H12ZM10 234H13V233ZM25 232V230H24ZM92 232V231H91ZM90 232V235H91ZM101 232V231H100ZM105 232V231H104ZM202 232V233H203ZM242 232V231H241ZM17 233V232H15ZM78 233V232H77ZM85 233V232H84ZM144 233V234H142ZM208 233V232H207ZM9 234V232H8ZM18 234H14V235H19ZM25 234V233H24ZM22 234V235H24ZM43 234V233H42ZM52 234V235H51ZM71 234V235H70ZM76 234V232H75ZM127 234V233H126ZM21 235V236H22ZM43 235V236H44ZM65 235V236H64ZM70 235V236H69ZM87 235V233H85V236ZM89 235V234H88ZM89 235V236H90ZM25 236V237H26ZM58 237L60 239V244H58L56 240V238L54 239V237ZM74 236V234L72 235ZM80 236V235H79ZM84 236V234H83ZM100 236V235H99ZM122 236H124L122 234ZM238 236V235H237ZM16 237V236H14ZM24 237V238H25ZM93 237V236H92ZM91 237V239H92ZM101 237V236H100ZM120 237V236H119ZM118 237V238H119ZM201 237V238H200ZM17 238H21V237H17ZM23 238V237H22ZM21 238V240H22ZM72 238V237H71ZM74 238V237H73ZM104 238V237H103ZM107 238V237H106ZM10 239V240H11ZM14 239V238H13ZM26 238V240H28ZM82 239V238H81ZM90 239V238H89ZM90 239V240H91ZM100 240L102 238H98L97 240ZM115 239V238H114ZM189 239V240H190ZM228 239V237H227ZM15 240V239H14ZM13 240V241H14ZM19 240L20 242H23ZM72 240V239H70ZM74 240V239H73ZM87 240V239H86ZM98 240V241H99ZM121 240V238H120ZM1 241V240H0ZM18 241V240H17ZM65 241V242H64ZM75 241V240H74ZM85 241V240H84ZM83 241L82 244H85ZM89 240H87L88 242ZM92 241V240H91ZM96 241V239H95ZM96 243L98 241H96ZM103 241V240H102ZM101 240L99 241L100 243L102 242ZM110 241V240H109ZM6 242V243H10ZM16 242V241H15ZM19 243H15L16 246ZM86 242V241H85ZM93 242V241H92ZM91 242V243H92ZM106 242V241H105ZM222 242V241H221ZM26 243L29 244V242L26 241ZM66 245H65V244ZM263 243V242H262ZM4 245L0 244V255L2 256V254H8L7 252L10 251V254L8 255H13L15 254H19L20 252L18 251V246L16 247H10L11 244H13L12 242L8 245H6L5 243H3ZM25 244V243H24ZM64 244V245H63ZM90 244V241H89ZM87 243V245H89ZM99 244V243H98ZM97 244V246H98ZM103 244V243H102ZM110 244V243H109ZM113 244V243H112ZM119 244V245H118ZM258 244V243H256ZM23 245V243L21 244ZM60 245L62 248H64L66 251V256L65 253L61 256H51L53 255L54 251L53 248L55 249L56 246ZM90 245H94V244H90ZM89 245V246H90ZM100 245V244H99ZM104 245V244H103ZM28 246V245H27ZM26 246V247H27ZM34 246V247H35ZM87 246V247H89ZM96 246V247H97ZM111 246V244L109 245ZM108 246V247H109ZM114 246V245H113ZM112 246V247H113ZM259 246H261L259 244ZM20 247V246H19ZM23 247V246H22ZM32 247V246H30ZM77 247V248H76ZM104 246H101V248H103ZM116 247V246H115ZM130 247H128L127 249H129ZM188 247V246H186ZM262 247V246H261ZM260 247V248H261ZM29 248V247H28ZM27 248V249H28ZM34 248V249H36ZM58 248V247H56ZM76 248L75 252L73 251ZM97 248H100L99 246ZM106 248V247H104ZM103 248V250H104ZM111 248V247H110ZM109 248V249H110ZM214 248V247H213ZM260 248L258 247L257 251H260ZM263 248V247H262ZM26 249V248H25ZM33 249V250H34ZM63 249V250H64ZM90 249V248H89ZM92 249V248H91ZM113 249V248H111ZM216 249V248H215ZM21 251V249H19ZM24 251V249H22ZM32 250V248H31ZM59 250V249H57ZM61 250V249H60ZM95 250V249H94ZM193 250V251H194ZM213 250V249H212ZM28 251V250H27ZM26 251V253H27ZM30 251V250H29ZM28 251V253H29ZM53 251V253H52ZM73 251V252H71ZM102 251V249L100 250ZM112 251V250H111ZM114 251V250H113ZM62 252V251H61ZM64 252V251H63ZM71 252V253H69ZM96 252V251H95ZM24 253V252H23ZM31 253V251H30ZM55 253H56V249H55ZM102 253V252H101ZM22 254V252H21ZM59 254V251H58ZM96 254H99L98 256H96ZM113 254V252H112ZM241 254V253H240ZM259 255V253H257ZM4 255V256H5ZM7 255V256H8ZM14 255V256H15ZM25 255V254H24ZM33 255V254H31ZM30 255V256H31ZM81 255V256H79ZM22 255L18 256V258H20ZM29 256V257H30ZM180 256V255H179ZM257 256V255H256ZM24 256L21 257V259ZM28 257V256H27ZM187 257V256H186ZM8 258V257H7ZM6 258V259H7ZM26 258V256H25ZM30 258V259H31ZM27 259V258H26ZM264 259V258H263ZM28 260V259H27ZM26 260V261H27ZM111 260V259H109ZM135 260V259H134ZM178 260V259H177ZM4 261V260H2ZM8 261V260H7ZM6 261V262H7ZM23 261L25 262V259H23ZM22 261V262H23ZM231 261V260H230ZM243 261V260H242ZM262 261V260H261ZM12 262V261H11ZM110 262V261H109ZM178 262V261H177ZM5 263V261H4ZM27 264V262H25ZM112 263V262H110ZM227 263V262H226ZM1 264V263H0ZM3 264V262H2ZM8 264V263H7ZM113 264V263H112ZM124 264H126L124 262ZM168 264V263H167ZM203 264V263H202ZM234 264V263H233ZM255 264V263H254ZM257 264H260L259 262ZM263 264V263H261Z\"/></svg>","mask_w":264,"mask_h":264},{"label":"clouds","instance_id":"3","mask_svg":"<svg viewBox=\"0 0 264 264\" xmlns=\"http://www.w3.org/2000/svg\"><path fill=\"white\" fill-rule=\"evenodd\" d=\"M105 83H107L106 81H105ZM149 107H152V105H149ZM157 111H158V109H157ZM72 155L74 156V155H76L75 153H72ZM137 156H138V158L140 159V160H143L144 159V153L143 152H138L137 153ZM151 173V169H149V174ZM9 216L11 217V213L9 214Z\"/></svg>","mask_w":264,"mask_h":264}]
</instances>
